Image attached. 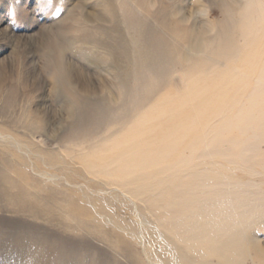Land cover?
Returning <instances> with one entry per match:
<instances>
[{"label": "rangeland", "instance_id": "rangeland-1", "mask_svg": "<svg viewBox=\"0 0 264 264\" xmlns=\"http://www.w3.org/2000/svg\"><path fill=\"white\" fill-rule=\"evenodd\" d=\"M259 6L0 0V264H218L197 224L264 249V28L231 23Z\"/></svg>", "mask_w": 264, "mask_h": 264}, {"label": "bare ground", "instance_id": "bare-ground-1", "mask_svg": "<svg viewBox=\"0 0 264 264\" xmlns=\"http://www.w3.org/2000/svg\"><path fill=\"white\" fill-rule=\"evenodd\" d=\"M254 1V0H253ZM256 4L258 5L259 3L258 2H256ZM258 7V6H257ZM257 9H260V6H259V8H257ZM260 14L258 15V16H256L255 15V11L253 12V11H248L247 13H243V15H242V18H240V20L239 21H233V22H231L232 24H233V26H234V28L236 29V31H238L239 30V33L244 37V35H245V37L247 38V37H249V33L251 34V32H255V31H260V29H262L261 27H263L264 28V10L263 9H260ZM255 15V16H254ZM148 18H150V17H148ZM179 20V22H183L184 23V21H185V18H180V19H178ZM172 21V20H171ZM173 23H175V21H173ZM172 23V24H173ZM171 24V25H172ZM165 25H166V23L164 22V20L162 21V23H161V26H163V27H165ZM175 26H174V29H175V27H176V29L175 30H171V35H172V33H173V35L175 34V33H178V32H180L179 30V28H178V26L176 25V24H174ZM140 27V25H138V24H135V28L134 29H138ZM132 28V29H133ZM141 29H142V27H141ZM149 30H151V29H149ZM142 32V30H140V33ZM159 34H161V33H159ZM254 34V33H253ZM252 34V35H253ZM152 35V34H151ZM252 35H250L251 37H252ZM175 36H176V34H175ZM184 36V35H183ZM199 36V35H198ZM224 37H225V39H226V37L229 39L230 37H232L233 35H232V33L231 32H229V31H226L225 33H224V35H223ZM263 36V35H262ZM261 36V37H262ZM140 38L138 39V38H136V39H132L133 40V42H134V44H136V45H139V44H141L140 42H141V39L143 38V36L142 35H140L139 36ZM164 35L163 36H160V35H158L156 38H155V40H157V42H158V45L160 46V47H164L165 48V46H164V42H165V39H164ZM179 37V36H178ZM177 37V38H178ZM244 37V38H245ZM259 38H260V36H258ZM181 38V37H180ZM183 38H185V36L183 37ZM149 39H152L151 37H149ZM187 38H185V40H186ZM193 39H194V37H193ZM256 39V38H255ZM262 39H264V37H262ZM262 39L260 38V41H262ZM140 40V41H139ZM259 40V39H258ZM246 42V41H245ZM221 43V42H220ZM149 44V43H148ZM162 44V45H161ZM142 45V44H141ZM176 46V45H175ZM156 47H158V46H156ZM173 47H174V45H173ZM177 47V46H176ZM191 49H190V51L191 50H194V51H201V50H203L204 48H205V45H204V43L201 41V37H199L198 38V40H197V43L196 44H192L191 46ZM164 48L162 49V51L164 50ZM169 48V47H168ZM168 48L166 49V50H168ZM225 48H227V46L226 45H223V47H222V45H221V47L220 48H218V49H220L219 51H221L222 53H226V51H227V49H225ZM171 49H172V46H171ZM176 49V48H175ZM200 49V50H199ZM229 49H231V47L229 48ZM263 49V48H262ZM140 50H143V49H140ZM146 50V49H145ZM264 50V49H263ZM263 50H261V51H259L258 49L256 50V48L254 47L253 48V51L255 52V54H257V57L262 53V51ZM165 51V50H164ZM174 51V50H173ZM168 53H169V51H167ZM171 52V51H170ZM229 52V51H228ZM227 52V53H228ZM172 53V52H171ZM221 53V54H222ZM165 55L167 54L166 53V51H165V53H164ZM173 54H176V51H175V53H173ZM187 54H185L184 56L182 55L180 58H182V59H186V56ZM223 55V54H222ZM166 56H169V55H166ZM247 56V55H246ZM262 56V55H261ZM260 56V57H261ZM170 57V56H169ZM248 57H249V55H248ZM253 57V56H252ZM256 57V58H257ZM255 58V59H256ZM169 59V58H168ZM188 59V58H187ZM263 59V58H262ZM262 59H260V60H262ZM257 60H259V58L257 59ZM258 62H262L263 63V61H258ZM59 63H61V62H59ZM257 63V62H256ZM258 64V63H257ZM260 64V63H259ZM146 65H147V63H146ZM144 67V66H143ZM257 67H258V65H257ZM257 67H256V69H257ZM263 68H264V65H263ZM66 69V68H65ZM259 69H262V65H261V67H259ZM258 69V70H259ZM59 70H61V68H59ZM63 70H64V68H63ZM68 71V70H67ZM164 72H166L165 70H163ZM250 71V70H249ZM162 71H160V73H161ZM263 72V71H262ZM159 73V72H158ZM62 74V73H61ZM165 74V73H164ZM260 74V73H259ZM158 75V74H157ZM163 75V74H162ZM258 75V74H257ZM155 76V75H154ZM163 77H165L164 75H163ZM121 78L123 79V84L124 85H126L127 84V82H128V74L127 73H123V75L121 76ZM166 78V77H165ZM124 80H125V83H124ZM230 81V80H229ZM244 81V80H243ZM230 82H232V81H230ZM139 84V83H138ZM161 84V83H160ZM159 84V85H160ZM129 85V84H128ZM122 87V86H121ZM126 87V86H125ZM129 87V86H128ZM126 91V90H125ZM144 91V90H143ZM124 93V92H123ZM126 93V92H125ZM191 103V102H190ZM126 108V107H125ZM126 110V109H125ZM87 115H89V114H87ZM84 116H85V114H84ZM90 116V115H89ZM113 116V115H112ZM126 116V115H125ZM85 118V117H84ZM173 133V132H172ZM142 162V161H141ZM25 184V183H24ZM14 185V184H13ZM27 186V185H26ZM25 186V187H26ZM29 186V185H28ZM7 193V192H6ZM26 195V194H25ZM15 196V195H14ZM24 196V195H23ZM26 196H28V195H26ZM8 197L9 198H13V195L12 194H9L8 195ZM23 200V199H22ZM26 203V202H25ZM10 204V203H9ZM23 204V203H22ZM30 204V206H31V203H29ZM13 205H15V204H13ZM33 211V210H32ZM19 212V211H18ZM32 213V212H31ZM190 215L192 214L191 212H188ZM33 214V213H32ZM171 216V215H170ZM181 226V225H180ZM217 226V225H216ZM244 226V225H243ZM175 227V226H174ZM242 227V226H241ZM217 227H214V228H209V227H206V225L204 226V225H200V224H197V225H194V226H192L191 228H190V230H189V232L190 233H194L195 234V232L197 233L198 231L200 232V236H195L194 238H191L189 235H186V237H182V234H179V237H181L182 239H181V241H185L186 243H188V242H190V241H193L194 242V240H200L201 242H203V243H206L208 246H209V248L207 249L206 248V250H205V253H208V254H210V255H212V256H214V257H216L217 258V260H218V264H235L236 263V260H243V259H248L250 256H251V254L253 253V256H251V257H253L252 259H259L260 257V255H264V249H262V248H260V247H258V246H256V244H254V242L252 241V240H250L249 239V237H245V228H243L242 227V229H240V230H238V229H236V231H233V232H227V233H222V235L220 234V235H217L216 233H214V232H212V230H215V231H220V229H216ZM225 229V228H224ZM181 230V232H183L182 231V229H180ZM222 231V230H221ZM180 232V231H179ZM217 232V233H218ZM225 232V231H224ZM184 234V233H183ZM163 236V235H162ZM165 238H167V237H165ZM165 238H164V240H165ZM172 238V237H171ZM178 238V237H177ZM170 239V238H169ZM180 239V238H179ZM178 239V240H179ZM171 240V239H170ZM169 240V241H170ZM163 242V241H162ZM165 243V242H164ZM171 244V243H170ZM175 244V243H174ZM179 244V243H178ZM166 245V244H165ZM182 245V244H181ZM196 247H198V246H196ZM199 248V247H198ZM177 253L178 254H180V260H179V262H180V264H194V261L196 260H193L194 258H193V256L192 255H189V253H187V252H184V251H179L180 249L178 248V246H177ZM182 250V249H181ZM191 250V249H190ZM199 250V249H198ZM201 251V250H200ZM177 253H176V255H177ZM192 254V253H191ZM196 254V253H195ZM200 254V253H199ZM202 254V253H201ZM196 255H198V254H196ZM175 257V256H174ZM198 257V256H197ZM259 257V258H258ZM193 258V259H192ZM195 258H196V256H195ZM201 258H202V256H201ZM205 258V257H204ZM262 258V257H261ZM171 259H172V257H171ZM206 260V259H205ZM202 261H203V259H202ZM171 262H173V260L171 261ZM204 262V261H203ZM261 262V261H260Z\"/></svg>", "mask_w": 264, "mask_h": 264}]
</instances>
